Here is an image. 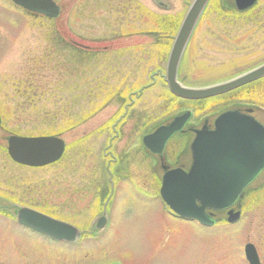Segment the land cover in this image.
<instances>
[{"label":"rangeland","instance_id":"rangeland-1","mask_svg":"<svg viewBox=\"0 0 264 264\" xmlns=\"http://www.w3.org/2000/svg\"><path fill=\"white\" fill-rule=\"evenodd\" d=\"M56 1L63 7L59 18L0 0V195L88 226L107 208L112 183L120 189L113 198L124 229L54 243L6 219L0 264H249L250 242L264 264V173L235 206L239 220L229 222L224 212L205 228L170 217L159 190L164 169L153 168L143 142L188 109L195 112L192 122L203 124L223 109L264 103V87L258 96L248 83L201 100L170 91L161 72L193 0ZM231 4L210 2L181 80L194 86L228 80L249 70L264 50V40L251 36V24H264V0L246 12ZM11 134L61 136L67 149L56 163L24 166L8 152Z\"/></svg>","mask_w":264,"mask_h":264},{"label":"water","instance_id":"water-1","mask_svg":"<svg viewBox=\"0 0 264 264\" xmlns=\"http://www.w3.org/2000/svg\"><path fill=\"white\" fill-rule=\"evenodd\" d=\"M17 4L51 17L61 14L54 0H14ZM209 0H194L174 42L167 66L166 79L173 93L189 99H200L228 92L264 76V64L226 82L208 87H185L178 81V70L187 43ZM257 0H238L245 10ZM191 116L186 112L169 125L159 127L145 137L146 145L162 152L168 139L181 130ZM2 116L0 114V129ZM9 153L24 165L44 166L59 160L66 142L59 136H19L8 138ZM194 163L190 173L175 169L166 173L162 194L170 206L183 216L206 223L214 220L207 209L222 210L233 206L243 196L244 189L264 169V130L252 117L239 111L223 113L216 130H200L193 142ZM229 221H237L241 212L230 211ZM18 219L22 224L55 238L76 241L80 232L73 225L59 222L28 207H20ZM251 264H261L256 246L246 247Z\"/></svg>","mask_w":264,"mask_h":264},{"label":"flooded vegetation","instance_id":"flooded-vegetation-1","mask_svg":"<svg viewBox=\"0 0 264 264\" xmlns=\"http://www.w3.org/2000/svg\"><path fill=\"white\" fill-rule=\"evenodd\" d=\"M211 1L212 0H210V2ZM230 1L232 3L231 5L233 6L235 4V0H230ZM251 26H252L251 36L254 38H258L257 42L264 40V32L260 33V31H264V24H261L258 22V23L251 24ZM197 28L194 31L192 39H191V43L189 44L190 49L192 47L191 44L193 43L194 36L197 32ZM252 31H254V32H252ZM134 34H136V33H134ZM143 35H144L143 32L137 33V37L139 39V42H140V39H141V41H143V37H142ZM140 37H142V38H140ZM74 43L76 44L77 47H81V48L83 47L82 44L79 42L74 41ZM111 47L112 46H106L105 48H106V50H110ZM84 48L90 49L91 51L96 49L94 47H88V48L84 47ZM188 48H187V51H188ZM187 51H186V54H187ZM192 51H191V53H192ZM186 54H185V56H186ZM184 59H185V57H184ZM263 63H264V50H262L259 54L255 55L254 64L249 69L257 68ZM250 84L252 85V89H251L252 93L255 96L256 95L258 96L259 92H260V87H264V76L259 78V79L252 81ZM238 89H240V87L235 89V90H238ZM252 101H253V105L251 107L239 106V107H237V109H240L243 112L251 114L255 118L256 121H258L259 123H261L264 126V103L263 102L259 103L257 100H252ZM229 108L221 110L220 113H222L223 111H225ZM220 113H218L215 117L205 119L203 124H198V123L192 122V119H193V117H192L190 122L184 128V130L177 133L171 139L172 143L167 145V148L165 150L166 152H164L163 154L151 153L150 151H148L150 154V158L152 159L153 168H156L158 170L164 169V172L167 170L176 168V167H182V168L188 170L189 167L191 166L192 160H193L192 159V151H191V141H192L191 137L195 136V130L196 129H201L203 127H207L209 129H214L215 128V120ZM194 114H195V112H194ZM189 159H190V161H189ZM118 160L119 159H117L116 161L118 162ZM172 160H174L175 162H172ZM188 161L190 162L189 164H188ZM172 164H176V165L172 166ZM263 173H264V171L261 173V175ZM257 179L255 180V182L257 181ZM110 182H111V180H110ZM161 186H162V182L159 185L160 192H161ZM118 189H119V187H117V185H113L112 183L110 184V194L108 196V198H110V200H109L110 202L108 201V205L106 206L107 208L103 209L100 212V214H98V216L96 218H94L88 226H85V225L81 226L79 224H75L71 220L66 219V217H62V216L60 217V216H57V215H54V214L47 212L48 214L54 216L55 218H57L61 221H64V222H67V223L74 225L80 231L79 240H77L76 242H69V241H65V240H56V239L50 237L49 235L40 234V233H38V232L28 228V227L23 226L22 224L19 223V221L17 219V213H18V208L16 205L17 202H14V201L7 199V198H2L1 195H0V221L6 220V219H8L9 221H14L15 223L20 224L21 228H26L27 230H29L31 232H35L38 235H41L46 239L52 240L54 243L57 242V243L76 244L85 235H91V237L93 236L94 238L97 239L98 236L101 237V236H108L109 234L111 235V232L120 233L121 231H123L124 225L122 224L123 222L122 221L120 222V219H118V217H117V211L120 210V207H118L119 206V203H118L119 199L113 198L114 194L117 193ZM138 189L142 190V187L139 185ZM97 207H99V206H97ZM167 210L171 214L170 217H172L174 219L187 221V222H189V221L197 222L198 224H200L201 226H204L205 228L208 227L207 225H204L199 221L185 219V218L181 217L180 215L174 213L169 208ZM221 213H224V212H218L215 215L216 223L214 225H216L217 222L220 220V217L218 216V214H221ZM1 217L4 219H2ZM9 223L11 224V222H9ZM168 229H170L172 231L171 228H168ZM109 264H117V261H114V262L109 263Z\"/></svg>","mask_w":264,"mask_h":264}]
</instances>
